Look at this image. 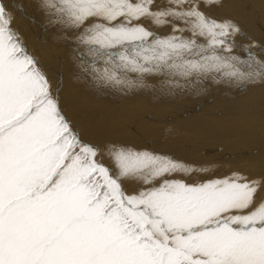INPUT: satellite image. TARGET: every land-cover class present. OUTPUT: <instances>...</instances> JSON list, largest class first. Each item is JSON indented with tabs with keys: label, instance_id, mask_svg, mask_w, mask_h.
<instances>
[{
	"label": "snow or ice",
	"instance_id": "1",
	"mask_svg": "<svg viewBox=\"0 0 264 264\" xmlns=\"http://www.w3.org/2000/svg\"><path fill=\"white\" fill-rule=\"evenodd\" d=\"M154 5L41 3L53 23L78 32L90 56L105 57L103 68L95 60L85 68L98 82L131 88L135 73L196 87L264 75V63L244 72L231 54L230 38L240 33L233 21L211 18L198 0ZM11 19L0 0V264H264L261 181L233 172L190 183L175 174L197 169L119 144L107 146L115 170L106 166L99 147L82 141L63 115L59 82L54 95ZM142 19L171 32L160 36ZM125 180L136 189L127 192Z\"/></svg>",
	"mask_w": 264,
	"mask_h": 264
},
{
	"label": "rangeland",
	"instance_id": "2",
	"mask_svg": "<svg viewBox=\"0 0 264 264\" xmlns=\"http://www.w3.org/2000/svg\"><path fill=\"white\" fill-rule=\"evenodd\" d=\"M198 2L200 10L211 18L228 19L239 27L240 33L230 38L236 42L231 54L245 62L240 65L242 71L247 72L248 65L257 67V61L264 63V0ZM2 3L13 19L12 28L18 31L22 39H29L30 45L34 44L36 59L39 66L43 67V72L46 76L49 73L54 76L51 78L56 81L55 87L59 82L58 99L63 115L68 121L72 120L71 125L82 141L99 147L100 154L97 158L106 166L115 170L107 155V146L111 144L136 150L154 149V153L167 154L197 169L187 176L183 173L175 174L190 183L230 176L233 172H239L249 180L261 181L262 187L258 189L256 201H264V75L255 79L224 78L219 82L205 79L196 87L181 80L179 83L182 86L177 87L174 82H169L171 78L163 75H145L139 78L135 73H128L130 79L138 81L136 86L129 88L105 84L93 80L89 74L91 68L85 71L88 60H95L96 67L103 68L105 57L90 56L87 46L78 42V32L53 23V18L41 7L42 0L31 4L29 2L28 13L24 6L26 0H2ZM166 3L167 0H155L154 9L156 5L163 7ZM14 4L23 9L27 18ZM32 4L37 7H31ZM33 19L35 23L32 22ZM139 22L160 36L171 32L170 28L157 27L146 19ZM250 55L252 59H249ZM54 86H51L53 93ZM110 109L117 115L110 113ZM97 124L101 127L97 128ZM80 131L86 135L83 136ZM104 131H112L121 138L115 139L112 136L105 142L96 140L99 139L97 135ZM99 136L106 137L105 134ZM123 137L126 139H122ZM154 147L164 151H157ZM210 150H214L212 155L217 159L208 158L215 159L220 164H198L196 159H205ZM244 152H248L249 156ZM229 158L235 160L231 161ZM222 161L226 166H223L225 163ZM123 187L130 193L136 189L137 184L135 181L125 180Z\"/></svg>",
	"mask_w": 264,
	"mask_h": 264
},
{
	"label": "bare ground",
	"instance_id": "3",
	"mask_svg": "<svg viewBox=\"0 0 264 264\" xmlns=\"http://www.w3.org/2000/svg\"><path fill=\"white\" fill-rule=\"evenodd\" d=\"M34 1H36V0H26V4H24V6L26 7V11H27V13H28V11L30 10V5L28 6L27 4H29V2H30V4L31 3H34ZM13 2V1H12ZM20 2H22V1H20ZM20 2H19V4H20ZM28 2V3H27ZM231 4V3H230ZM31 7H33V8H35V7H37L36 5H34V4H32L31 5ZM239 8V7H238ZM240 10V9H239ZM224 13H225V11H224ZM223 14V13H222ZM244 14V13H243ZM246 16V15H245ZM247 17V16H246ZM232 19H234V18H232ZM13 20V19H12ZM249 20V19H248ZM250 23V22H249ZM252 23V22H251ZM237 25V24H236ZM11 27H13L12 25H11ZM253 27V26H252ZM253 28H255V27H253ZM165 31V30H164ZM264 33V32H263ZM262 34V33H261ZM259 35V34H258ZM262 36H264L263 34H262ZM22 38V37H21ZM26 39V40H25ZM23 40V43H24V46H25V48L28 50V51H30L31 52V54L36 58V55H35V51H34V49H33V45H30V43H29V39H27V38H23L22 39ZM264 45V44H263ZM247 47V46H246ZM263 51V50H262ZM239 52V51H238ZM41 53V52H40ZM248 56V55H247ZM48 57H50V56H48ZM45 58V57H44ZM53 61V60H52ZM262 61V60H261ZM51 65H54L53 63H50ZM46 65H48V64H46ZM44 66V65H43ZM48 67V66H47ZM44 68L46 69V67L44 66ZM48 68H50V67H48ZM41 69L43 70V67L41 66ZM57 70V69H56ZM51 73H52V71H51ZM51 77H54L52 74H50L49 73V75L47 76V78L49 79L50 78V80H49V82H50V84H51V86H54V83L56 82H54V80H52L53 78H51ZM94 82H96V81H94ZM96 84H97V82H96ZM62 86V85H61ZM54 88V95H56L55 93H56V89H57V87H53ZM62 89V88H61ZM59 90H60V88H59ZM62 92V91H61ZM60 93V92H59ZM59 107H60V109H61V103H59ZM189 112V111H188ZM192 112V111H191ZM110 113H112V114H116L113 110H111L110 109ZM177 113V112H176ZM176 113H174V114H176ZM202 113V112H201ZM111 114V115H112ZM110 115V114H109ZM117 115V114H116ZM67 116V115H66ZM108 116V115H107ZM229 116V115H228ZM68 117V116H67ZM69 118V117H68ZM70 121H72L71 119H70ZM179 122V121H178ZM123 123V122H122ZM181 123V122H180ZM202 123V122H201ZM125 124V123H124ZM128 124V123H127ZM131 124V123H130ZM95 125V124H94ZM202 125H204V124H202ZM100 127H101V125H99ZM98 126V124H97V128L99 127ZM94 128L96 129V126H94ZM94 129V130H95ZM107 129V128H106ZM208 130L210 129V128H207ZM125 130H127V129H125ZM96 131V130H95ZM99 131V130H98ZM199 131V130H198ZM206 131V130H205ZM80 133L81 134H83V136L84 135H86V134H84L82 131H80ZM97 133V132H96ZM114 133V132H113ZM112 133V131H104V132H102V134H98L97 136H98V138L99 139H96L94 136V138L96 139V140H98V141H101V142H105V141H107V140H109V138H112V136H114L113 138H115V139H120L121 137L118 135V134H113ZM204 133H206V132H204ZM106 135V137H104V138H101V136H99V135ZM129 135V134H128ZM202 135V134H201ZM109 136H111V137H109ZM128 137V136H127ZM197 137H199V136H197ZM209 137V136H208ZM144 138V137H143ZM203 138H205L204 137V134H203ZM211 138V137H210ZM122 139H126L125 137H123ZM144 140V139H143ZM227 140V139H226ZM92 141V140H91ZM134 145H135V143H133ZM148 145H150V144H148ZM99 146H101L102 147V144H100ZM150 146H153V145H150ZM169 147V146H168ZM245 147V146H244ZM152 148V147H151ZM154 148H156V147H154ZM102 149V148H101ZM162 149H164V148H162ZM166 149V148H165ZM150 150V149H149ZM154 150V149H153ZM153 150H150L151 152H153ZM155 150H157V151H164V150H161V149H159V148H156ZM167 150V149H166ZM170 151V150H169ZM165 152H167V151H165ZM214 152V150H210V152H206L207 153V156H206V154H205V156H206V158L205 159H202V160H199V158L198 159H196L199 163L198 164H201L202 162H203V164H206L207 162H210V164H220V162L218 161H216L215 159L214 160H212L213 158L212 157H214L213 155H212V153ZM250 152V151H249ZM171 153V152H170ZM174 153V152H173ZM178 153V152H177ZM248 152H244V154L246 155V156H249V154H247ZM169 154V153H168ZM211 157H210V156ZM254 156V155H253ZM212 158V159H209V158ZM173 158H175V157H173ZM192 158V157H191ZM214 158H216V157H214ZM236 158H238V157H236ZM257 158V157H256ZM255 158V159H256ZM189 159V158H188ZM217 159V158H216ZM223 159V158H222ZM231 161H233V160H235L234 158H229ZM187 160V159H186ZM190 161H192V159H189ZM230 160L228 161V162H230ZM226 161H227V159H226ZM192 162H194V161H192ZM196 162V161H195ZM205 162V163H204ZM224 161H222V163H223ZM225 163V162H224ZM195 164V163H194ZM231 164H234V163H231ZM223 166H226V163L223 165ZM264 169V168H263ZM125 188V187H124Z\"/></svg>",
	"mask_w": 264,
	"mask_h": 264
}]
</instances>
